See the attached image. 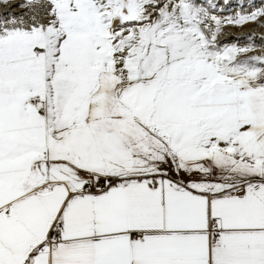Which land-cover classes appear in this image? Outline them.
<instances>
[{
	"label": "snow or ice",
	"instance_id": "obj_1",
	"mask_svg": "<svg viewBox=\"0 0 264 264\" xmlns=\"http://www.w3.org/2000/svg\"><path fill=\"white\" fill-rule=\"evenodd\" d=\"M232 6L0 0V264H264V36L219 39L264 0Z\"/></svg>",
	"mask_w": 264,
	"mask_h": 264
},
{
	"label": "rangeland",
	"instance_id": "obj_2",
	"mask_svg": "<svg viewBox=\"0 0 264 264\" xmlns=\"http://www.w3.org/2000/svg\"><path fill=\"white\" fill-rule=\"evenodd\" d=\"M220 2H221V6L223 8V0H220ZM237 2H238V0H230V3L233 6L227 8V9H224L223 11L218 10L217 14L229 15V14L234 13L235 11L238 10L235 7ZM257 3H259V0H257ZM249 33H254V34H256V36H264V18L261 19L259 24L249 23V24L242 26V27L226 26L223 29V32L220 35L219 39L221 41H230L231 42L235 38H241L240 42L243 44V43H246V41L243 39V37ZM256 43L260 44L261 41L259 39H257ZM261 54H264V47H259L254 52L250 53V55H261Z\"/></svg>",
	"mask_w": 264,
	"mask_h": 264
},
{
	"label": "bare ground",
	"instance_id": "obj_3",
	"mask_svg": "<svg viewBox=\"0 0 264 264\" xmlns=\"http://www.w3.org/2000/svg\"><path fill=\"white\" fill-rule=\"evenodd\" d=\"M5 10H6V9H4L3 7L0 8V12H4ZM11 11H13V12H18L19 9H17V8H12Z\"/></svg>",
	"mask_w": 264,
	"mask_h": 264
}]
</instances>
